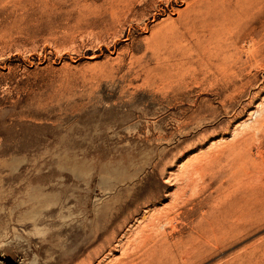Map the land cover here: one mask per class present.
Segmentation results:
<instances>
[{"label": "rangeland", "instance_id": "374dc122", "mask_svg": "<svg viewBox=\"0 0 264 264\" xmlns=\"http://www.w3.org/2000/svg\"><path fill=\"white\" fill-rule=\"evenodd\" d=\"M118 32L125 37L116 49L97 50L103 44L96 36L111 42ZM259 32L264 0H0V264L60 263L98 204L117 195L101 189L95 171L84 177L88 185L73 173L105 166L144 170L120 189L127 197L128 188H143L141 200L158 192L149 211L166 208L177 187H186V216L159 229L170 242L188 245L201 229L209 239L228 232L218 249L186 264H237L241 257L264 264V210H256L264 205L237 221L256 186H236L234 151L210 168L203 158L213 142L253 133L244 157L264 180V139L254 128L264 114ZM234 43L239 54L227 73L211 60L233 54ZM254 55L259 61L245 64ZM255 78L254 103L239 97L226 113L220 82L235 95L233 83ZM166 159L173 164L164 175L199 171L172 187L160 171ZM64 202L79 211L74 228L68 212L60 219ZM145 212L126 231L133 226L136 234ZM119 256L112 252L101 264ZM173 256L172 264H183L175 249Z\"/></svg>", "mask_w": 264, "mask_h": 264}, {"label": "bare ground", "instance_id": "6f19581e", "mask_svg": "<svg viewBox=\"0 0 264 264\" xmlns=\"http://www.w3.org/2000/svg\"><path fill=\"white\" fill-rule=\"evenodd\" d=\"M181 1L184 3V0ZM257 34L259 35L258 41H260L264 34L261 32ZM101 37L102 36H96L94 38L95 43L100 42V44H103L98 46L97 50L99 51L104 48L116 49L118 42L125 36H123V32H118L114 35V39L111 42L101 41ZM232 46L233 49L231 52H234L233 54L219 61H215V59L211 60L216 68H223L227 73H232L228 72L232 69V58L239 54L237 52L238 44L234 43ZM237 58H239L241 62L242 56L238 55ZM259 59L260 55L249 56L245 64L252 66L255 62L259 61ZM238 68L239 66H236L235 70ZM258 83L257 78L246 82H243V80L235 82L233 83L235 95H233L229 93L227 83L221 81L219 95L221 97L222 107L225 109L226 113L234 112L233 110L230 111L231 104L239 97L249 98L250 101L252 100L250 102L252 105V103H254L253 100L259 96V93L250 95V90H252L253 85H257ZM187 90L189 91L190 88L188 87ZM259 107L260 105L256 106V109H259ZM252 115L253 112H249L248 116L251 117ZM254 128L259 131L260 138L264 139V114H262L260 119L256 120ZM253 135V133H247L241 136L237 135L231 143L223 142V139L216 143L213 142V148L210 149L208 154L203 156V158H205L204 163L208 162V166L206 167L210 168L212 164L220 158L223 152L226 150L234 151L239 157L234 174L236 186L244 190H252L256 186L257 190L247 195L244 198V203L238 208L237 221H242L241 219H243L245 214L249 213L253 207L264 205V180L261 178L258 180V176H256L252 170H249L251 168L249 159L244 157L247 147L254 138ZM218 143H220V145ZM218 150L219 152L215 154ZM162 163L164 169H160V171L162 177H165L164 183L172 187H175L176 183L183 179L185 181L192 179V176L199 171L194 170L190 173H186L182 170L177 176H175L173 172H170L169 175H164L167 166L168 168L171 167L173 162L171 159H166L163 160ZM90 171H95L93 176L95 175L99 179L101 189L105 193H116L117 195L107 200L105 204H98L99 206L95 210L94 221L84 229L83 238L79 236V234H74L72 236L75 240L74 244H72L68 253L61 254L60 263L58 264H101L103 258L112 255V252L115 251L119 252L120 256L114 259L112 264H172L174 260L173 249L177 252V259L183 264H186L193 258H200L208 249L210 250V247L212 249H218L221 245L220 242L228 235V232L221 231L218 233L217 237L214 235L213 239H209L206 237L207 231L201 229L188 245H184L181 239H172L173 242H170V240L161 235L159 229L163 225H172L174 222L186 216L184 212L188 204V201L185 200L187 194L186 187H177L173 202L161 211L154 212L153 210H147V205L157 202L156 200H158L160 195L158 192H150L147 197L141 200L139 194L143 188H139L137 191V187L134 191L128 188L130 192L127 197H124L120 189L122 183L128 180H134L138 177L136 176L138 172L140 173L144 170H124L123 172V170H119L118 167L113 168L105 166L102 167L101 170L78 171L74 172L73 175L81 182L88 185L89 181L84 180V177H88L87 173H90ZM167 173L168 172H166V174ZM257 180L258 182L256 183ZM132 204H134V208L130 209L129 207ZM144 209H146L145 214L149 216H145L144 214L140 223L145 224L142 227L139 226V231L136 234L134 233V236L132 234L133 226L127 231L126 229L133 221H140L139 215ZM256 210L263 211L264 208L260 207L256 208ZM66 212L69 214L68 218L72 219L70 227L74 228L75 216L79 211L72 209L70 204L64 202L60 204V219H65L67 217ZM77 227H80V225H77ZM81 227H83V225ZM248 259L249 258L242 259L241 257L235 261H238L237 264H243V262ZM34 261L31 263L38 264L36 259H34ZM14 264L21 263L14 262Z\"/></svg>", "mask_w": 264, "mask_h": 264}]
</instances>
